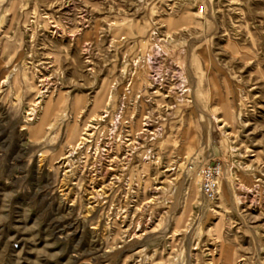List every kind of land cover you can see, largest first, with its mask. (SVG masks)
Segmentation results:
<instances>
[{"label": "rangeland", "instance_id": "rangeland-1", "mask_svg": "<svg viewBox=\"0 0 264 264\" xmlns=\"http://www.w3.org/2000/svg\"><path fill=\"white\" fill-rule=\"evenodd\" d=\"M0 264H264V0H0Z\"/></svg>", "mask_w": 264, "mask_h": 264}, {"label": "built area", "instance_id": "built-area-1", "mask_svg": "<svg viewBox=\"0 0 264 264\" xmlns=\"http://www.w3.org/2000/svg\"><path fill=\"white\" fill-rule=\"evenodd\" d=\"M221 174V163L215 161L211 164L202 165L198 172L199 189L202 196L213 201L218 194V179Z\"/></svg>", "mask_w": 264, "mask_h": 264}]
</instances>
